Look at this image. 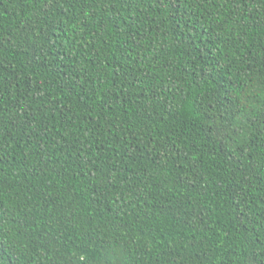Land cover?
I'll list each match as a JSON object with an SVG mask.
<instances>
[{
	"label": "trees",
	"instance_id": "16d2710c",
	"mask_svg": "<svg viewBox=\"0 0 264 264\" xmlns=\"http://www.w3.org/2000/svg\"><path fill=\"white\" fill-rule=\"evenodd\" d=\"M0 264H264V0H0Z\"/></svg>",
	"mask_w": 264,
	"mask_h": 264
}]
</instances>
